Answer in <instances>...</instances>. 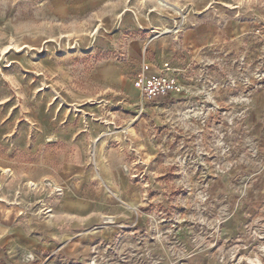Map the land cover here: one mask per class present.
Masks as SVG:
<instances>
[{
	"label": "rangeland",
	"instance_id": "obj_1",
	"mask_svg": "<svg viewBox=\"0 0 264 264\" xmlns=\"http://www.w3.org/2000/svg\"><path fill=\"white\" fill-rule=\"evenodd\" d=\"M198 2L0 0V231L78 216L103 167L132 184L30 263L264 264V0ZM155 50L183 90L143 108L130 60Z\"/></svg>",
	"mask_w": 264,
	"mask_h": 264
},
{
	"label": "crops",
	"instance_id": "obj_2",
	"mask_svg": "<svg viewBox=\"0 0 264 264\" xmlns=\"http://www.w3.org/2000/svg\"><path fill=\"white\" fill-rule=\"evenodd\" d=\"M98 1V0H95ZM122 1V0H120ZM169 7H179L182 6L184 2L188 6H198V5H207V3H200L199 0H163ZM119 5H123L119 3ZM185 5V4H184ZM190 37V45L199 44H207L208 39H210L209 43L213 42V26L206 24H198L195 23L186 30L183 37ZM158 56V64H154L151 62L146 55H143L141 58L134 59L131 58L130 62L134 63V70L130 72V74L139 72L144 65L149 66L151 72H156L163 68L165 64H172L171 61L167 59L165 61L161 60V56L159 55L158 50H155ZM130 54H135V47L132 45ZM129 74V77H130ZM128 77L129 82L131 83ZM130 94H138L140 99V94L138 90L131 83V87H129ZM159 104L166 103V100L161 99L158 101ZM155 106V105H153ZM149 107V106H146ZM145 106L143 108H146ZM133 130L134 128L131 127ZM102 167V166H101ZM104 168V167H103ZM101 168L100 171V184L97 183V192L94 194L89 190L88 186H83L86 190L84 192L85 198H88L87 201L83 203L82 208H77L76 214L78 216H63L61 219H67L60 222V225L51 224L49 220H27L25 225L22 223L13 225L8 227L7 229L0 231V264H34L30 263L27 260V256L29 253L42 254L46 249L49 248V244H54L56 239L62 238L63 234L66 230L70 229L67 226L68 219L71 217L72 219H77L78 225H89V223L93 226L98 225L97 217L99 214H121L127 213L123 206L120 205V202L126 203V199L128 195L126 194V190L131 189L130 181L125 178H122L120 175L116 174H108L109 170ZM94 183V181L92 180ZM136 182V181H135ZM134 180L132 183H134ZM137 184V183H136ZM132 185V184H131ZM125 195V196H124ZM124 196V197H123ZM73 213V214H75ZM63 215V214H62ZM79 216H83L82 219ZM97 216V217H96ZM88 221L89 223L87 224ZM58 223V222H57ZM112 227L110 226H101L97 227L94 232L97 237L105 239L108 235L111 234ZM35 264H38L37 262Z\"/></svg>",
	"mask_w": 264,
	"mask_h": 264
},
{
	"label": "built area",
	"instance_id": "obj_3",
	"mask_svg": "<svg viewBox=\"0 0 264 264\" xmlns=\"http://www.w3.org/2000/svg\"><path fill=\"white\" fill-rule=\"evenodd\" d=\"M256 34L264 49V30L258 28ZM129 79L140 94L142 107L153 106L161 99L173 100L183 90L176 69L168 63L156 72H151L149 66L144 65L139 72L131 74Z\"/></svg>",
	"mask_w": 264,
	"mask_h": 264
},
{
	"label": "water",
	"instance_id": "obj_4",
	"mask_svg": "<svg viewBox=\"0 0 264 264\" xmlns=\"http://www.w3.org/2000/svg\"><path fill=\"white\" fill-rule=\"evenodd\" d=\"M8 53H9V51H8V52H6V54H8ZM2 61H4V59H1V60H0V63H2Z\"/></svg>",
	"mask_w": 264,
	"mask_h": 264
},
{
	"label": "bare ground",
	"instance_id": "obj_5",
	"mask_svg": "<svg viewBox=\"0 0 264 264\" xmlns=\"http://www.w3.org/2000/svg\"><path fill=\"white\" fill-rule=\"evenodd\" d=\"M6 50H7V49H6ZM7 51H8V50H7ZM7 51H6V52H7ZM6 52H5V53H6Z\"/></svg>",
	"mask_w": 264,
	"mask_h": 264
}]
</instances>
